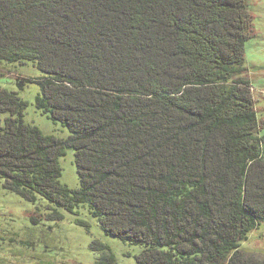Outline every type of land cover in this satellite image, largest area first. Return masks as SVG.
Masks as SVG:
<instances>
[{
	"label": "trees",
	"instance_id": "1",
	"mask_svg": "<svg viewBox=\"0 0 264 264\" xmlns=\"http://www.w3.org/2000/svg\"><path fill=\"white\" fill-rule=\"evenodd\" d=\"M251 30L248 0H0V63H31L35 109L68 131L44 135L0 88L3 189L44 201L48 221L86 227V211L140 248L136 264H261L240 249L264 223ZM66 150L75 189L59 181Z\"/></svg>",
	"mask_w": 264,
	"mask_h": 264
},
{
	"label": "rangeland",
	"instance_id": "2",
	"mask_svg": "<svg viewBox=\"0 0 264 264\" xmlns=\"http://www.w3.org/2000/svg\"><path fill=\"white\" fill-rule=\"evenodd\" d=\"M248 2L252 14L251 34L254 37L245 44L247 72L243 77L250 84L260 129L264 126V0ZM38 75L31 63L1 62L0 88L17 92L27 103L23 114L26 123L36 126L44 135L66 138L68 131L65 128L53 124L34 107L38 86L25 81ZM17 80H21L23 86L19 87ZM5 117V114H0V124ZM261 134H264V128ZM58 162L61 168L60 183L70 189L77 188L73 151L66 150ZM45 204L42 200L32 204L21 199L3 189L0 179V264H94L98 253L90 248L93 240L109 247L114 264H136L134 256L140 248L105 235L86 211L80 210L78 214V218L86 223V227H81L74 223L75 216L70 214H64L61 221H48L45 218ZM33 216H37L36 224L30 221ZM240 249L245 257L264 264V223L248 234Z\"/></svg>",
	"mask_w": 264,
	"mask_h": 264
}]
</instances>
